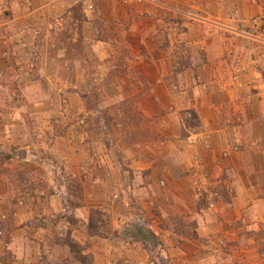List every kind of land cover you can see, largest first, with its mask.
<instances>
[{
	"label": "rangeland",
	"instance_id": "obj_1",
	"mask_svg": "<svg viewBox=\"0 0 264 264\" xmlns=\"http://www.w3.org/2000/svg\"><path fill=\"white\" fill-rule=\"evenodd\" d=\"M25 1L20 0L27 5ZM28 1L29 6L40 7L48 0ZM49 1L52 4L42 9L40 17L15 23L34 38L29 50H48L54 43L48 39L54 37L59 48L67 47L68 63L76 70L64 71L50 80L49 67L55 64L63 71L66 62L64 55L58 60L44 55L40 60L43 75L40 70L37 77L27 71L17 75L16 64L34 69L31 57L18 55L22 50L16 44L18 40L0 37V178L6 174L10 183L6 184L9 188L0 184V194L15 193L14 198H20L17 203L22 201L28 211L52 208L44 211V217L55 222L57 238L69 243L71 262L177 264L170 250L166 251L162 237V227L179 218L171 214L173 205L167 194L188 189L206 194L210 188V192L217 193L214 201L205 196L198 205L211 207L220 194L228 199L235 192L226 181L232 171L224 169L214 174V169L203 171L195 165L186 166L185 149L174 139L166 141L162 107L156 109L151 103L149 108L154 113L149 115L144 104L148 96L156 99L158 95L149 82L154 69L146 63H154L158 73L157 66L162 67V57L169 50L173 57L166 61L168 72H172V58L184 68L195 66L203 61L202 56L207 57L201 52L207 46L214 61L222 58L224 62L215 65L219 71L204 72L201 80L218 79L241 86L242 73L228 71L227 67L239 63L245 65L244 74L247 67H257L256 77L264 87V0H159L160 4L138 6L95 0L90 8L75 0ZM11 2L0 0V34L8 35L11 30L6 21L17 11L16 2ZM54 8L60 10V19L57 26L50 27ZM49 31H54L52 36H48ZM39 37L42 40L38 42ZM100 51L106 56L98 55ZM183 71L176 67L171 76L178 77L180 73L187 80L192 75L197 79L198 73L187 76ZM61 77L77 84L62 87ZM66 92H71L70 98ZM5 127L11 128L9 133ZM198 129V116L195 118L190 110L183 111V147ZM18 148L22 150L16 153ZM230 150L237 151L236 147ZM230 150L222 151V157H227ZM132 153L135 160H131ZM245 154L249 161L261 163L264 159V153L257 155L253 150ZM212 175H217L214 183L205 180L200 182L203 186L192 188L194 179ZM253 181L261 186L256 202L263 215L257 210L248 217L242 227L248 226L240 235L245 238V246L252 245L246 236L254 237L258 244L254 251L264 254V170ZM2 200L1 195L0 205ZM179 219L183 220L182 226L194 223L185 222L183 216ZM241 222L236 218L231 229L241 226ZM81 225L84 242L73 236V229ZM223 240H218L217 247L223 248L219 255L226 258L233 249L230 240ZM131 245L142 249L130 248ZM213 250L206 252L213 255Z\"/></svg>",
	"mask_w": 264,
	"mask_h": 264
},
{
	"label": "crops",
	"instance_id": "obj_2",
	"mask_svg": "<svg viewBox=\"0 0 264 264\" xmlns=\"http://www.w3.org/2000/svg\"><path fill=\"white\" fill-rule=\"evenodd\" d=\"M15 2L16 4H14ZM25 3L27 5L20 2V0H12L11 4L16 5L17 11L10 20L6 21L11 30L8 35L5 33L0 34V37L6 36L7 39L9 36L14 41L18 40L19 42L16 44L22 46L20 47L22 50L18 52V55L22 54L24 58L27 56L31 57V63L36 69H29L27 64L23 66L16 64L14 65V70L17 75L23 76L24 72L27 71L28 73H36L34 77H37L39 75L37 70H40L43 75V65L40 63L44 55L56 60L59 59L58 56L64 55L63 60L66 62L64 63L66 70L63 71L55 64L49 67L48 77L51 76L50 80L57 78V76L59 77V74L64 71H75L76 68L71 69L70 66L72 64L68 63L67 47L66 49L59 48L55 44L54 37L53 39H48L49 41H54L52 46L48 47V50L42 51L41 48H35V51L33 49L29 50L34 46V38L26 35L27 29L21 25L17 26L15 22H22L25 18V22H28L33 17H40L43 14L41 12L42 9L45 11L46 7L50 6L52 2L48 0L46 4L43 3L40 7L29 6L31 2L28 0ZM19 7L23 8L24 12L22 10L18 11ZM59 12L60 10L58 12L57 9L54 10V14H52L54 23H51L50 27L57 26L56 23L60 19ZM53 33L54 31H49L48 36H52ZM31 38H33L32 41ZM41 40L42 38L39 37L38 42ZM26 44L28 48L23 47ZM225 46L223 44V47ZM201 50L207 57L202 56L203 61L195 66L184 68L176 58H172V67L170 68L172 72H168L165 67L167 65L166 61L173 57L169 50L162 57V67L157 66L160 68L158 73L155 72L157 68L154 67V63H146L147 67L150 65L152 66L151 70L154 69L151 71L154 76L153 78L149 76V82L151 86L156 88L159 97L156 95V99H152V95H150L144 104L149 115L154 113L149 108L151 103L156 109L160 106L162 107V134L165 135L168 143L174 139V143L185 149L186 166L195 165L201 167L203 171L214 169V174H218L224 169L227 172L232 171L230 179L226 181L230 182L232 190L234 189L235 192L230 197L228 196L229 200L224 197V194H220L217 203H211V207L198 205L205 196L212 198L214 201V196L217 193L210 192V188L209 193L206 194L202 191L190 192L189 189L167 194L171 205H173L171 214L179 215V218L183 216L185 222L190 220L194 223L189 227L185 225L187 229L189 228L187 230L184 225L180 224L183 220L178 218L177 222L163 226L164 247H166V251H168L167 249L170 250V256H173L171 259L177 264H264V254L254 251L256 245H258L253 239L254 237L246 236V240L252 245L245 246L243 245L246 242L245 238L240 235V232L248 226L245 224L244 228L242 227L244 222H247L248 217L254 215L257 210L259 211L258 214L263 215L260 211L261 207L258 206L256 201L259 200L257 194L260 193L258 192L259 188L261 189L257 179L260 171L264 170V159L261 163L249 161L246 159L245 153L251 150L261 156L264 153V106H261V104H264V87L262 81L256 77L258 75L257 67H254V65L247 67L244 74L242 69L243 67L245 68V65H240L239 63H233L227 67L229 68L228 71L237 70L240 74L242 73L241 78L243 77V81L241 80V86H233L230 81L218 79L207 78L206 80H201L200 77H202L204 72L219 71L220 68H216L215 65L220 64V61L224 62L222 58L214 61L209 47L206 46ZM222 50L226 51V48ZM106 54L104 51L98 53V55L104 57ZM32 57L37 60H32L34 59ZM155 63H158L157 59ZM176 67L181 69V71L184 70L183 72H186L187 76H189V73H198L197 79L192 75L190 77L191 80H187L180 77V73L178 77L175 75L173 78L171 74ZM220 67L224 66L220 65ZM61 78L59 80L61 81L60 85L67 89L77 84L74 80ZM76 78L78 77L76 76ZM256 88L262 89L258 90ZM66 96L70 98L71 92H66ZM185 110H194L196 112L199 119V129L189 136L188 143L183 147V143L180 140V122L181 113ZM5 129L6 133L11 130L8 127H5ZM0 140L3 141L1 133ZM232 147H236L237 151L230 150ZM228 149L230 150L229 155L222 157V151ZM19 150H22V148H18L16 153ZM24 150L27 153L26 149ZM135 159L136 157L132 153L131 160ZM216 176H201L196 181L194 179L195 185L192 183V188H196L197 185L199 187L203 186L200 185V182L205 180L208 183H214ZM254 176L256 177V183H253L255 182L253 181ZM0 184L9 188V177L6 174L0 178ZM14 194H10V191L0 194V197L1 195L3 197V203L0 205V253L2 254L0 256V264H81L77 261L71 262L69 243L65 244L63 240L57 238L58 229H56L55 222L47 221V218L44 217V211L50 212L53 209L44 208L45 210L35 209L34 211H28L25 207L26 205H22V201H20L21 204L17 203V199L20 198L15 199ZM6 207L8 209L4 211ZM186 210H190L191 213L186 212L185 214ZM258 214L256 216H259ZM1 216L4 217V220L1 219ZM236 218L242 220V225H239L238 228L234 225L231 229L230 224ZM252 225L255 224L252 223ZM82 227L83 225L78 229H73V236L79 242H84L83 231L81 232ZM109 237L108 235L107 239ZM226 238L228 241L230 240L229 244L232 243L230 247H232L233 251L226 254L227 257L225 258L222 257L223 255H219V253L224 251L221 246L217 247V245H219L218 240L222 241L224 239V242ZM111 242H106V245L113 246ZM127 245L129 244L127 243ZM104 247L106 248V246ZM104 247L103 249H105ZM132 247L137 250L142 249L139 245H131L130 248ZM208 249L209 251L214 249L213 255H210V252H206ZM164 252L163 254L167 256V252Z\"/></svg>",
	"mask_w": 264,
	"mask_h": 264
},
{
	"label": "built area",
	"instance_id": "obj_3",
	"mask_svg": "<svg viewBox=\"0 0 264 264\" xmlns=\"http://www.w3.org/2000/svg\"><path fill=\"white\" fill-rule=\"evenodd\" d=\"M76 2H82L87 8L93 6L95 0H75ZM119 3H123L124 5H147V4H160L159 0H114Z\"/></svg>",
	"mask_w": 264,
	"mask_h": 264
},
{
	"label": "trees",
	"instance_id": "obj_4",
	"mask_svg": "<svg viewBox=\"0 0 264 264\" xmlns=\"http://www.w3.org/2000/svg\"><path fill=\"white\" fill-rule=\"evenodd\" d=\"M190 112L194 113L195 114V118L197 117V114L194 110H190ZM4 157H7L8 158V155H5Z\"/></svg>",
	"mask_w": 264,
	"mask_h": 264
}]
</instances>
